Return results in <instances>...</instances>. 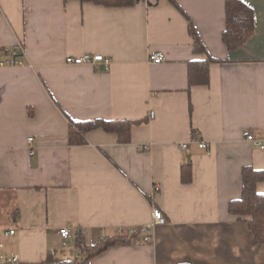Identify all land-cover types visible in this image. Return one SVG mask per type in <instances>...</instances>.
<instances>
[{
    "label": "crops",
    "instance_id": "obj_1",
    "mask_svg": "<svg viewBox=\"0 0 264 264\" xmlns=\"http://www.w3.org/2000/svg\"><path fill=\"white\" fill-rule=\"evenodd\" d=\"M240 1L253 10L254 33L229 51L225 0H175L205 55L194 51L186 18L167 0L125 8L0 0V60L23 46L21 65L0 68L6 254L22 264L80 259L104 238L130 235L158 208L165 224L151 242L140 235L90 264H264V245L228 213L241 195L242 168L264 170V0ZM85 53L108 58V71L65 63ZM151 53L163 61L151 63ZM207 57L219 60L209 65V83L189 86L188 62ZM146 118L126 144L100 129L83 145L69 143L70 122ZM194 140L209 146L199 149ZM182 165L191 167L189 184L181 182ZM256 190L264 194V182ZM61 228L75 234L62 240Z\"/></svg>",
    "mask_w": 264,
    "mask_h": 264
},
{
    "label": "trees",
    "instance_id": "obj_2",
    "mask_svg": "<svg viewBox=\"0 0 264 264\" xmlns=\"http://www.w3.org/2000/svg\"><path fill=\"white\" fill-rule=\"evenodd\" d=\"M65 2L69 0H64ZM82 3H91L106 8L131 7L135 0H79ZM173 5L188 22V32L193 40L194 51L197 54H206V50L201 43L199 36L190 19L179 8L175 0H167ZM225 29L222 33V41L229 51L240 48L254 33V13L253 10L240 0H225ZM219 60L207 57L204 61L188 62V83L189 86H206L209 83V65L217 63ZM148 119L143 121H105L93 120L87 122H70L69 143L72 146L85 144L87 133L100 129L106 133L117 135L121 144L130 141V131L135 125L146 124ZM181 182L189 184L192 181L190 165L181 166ZM264 182V170H255L250 166L241 170V195L237 200L230 201L228 213L236 217L239 221L247 223L249 230L254 236L258 245H264V194H259L256 190L258 183ZM140 236V233L133 235L120 234L107 237L90 249H83L84 256L80 259L62 261L58 264H90L96 256L101 255L107 249L115 246H126L131 241ZM83 240L80 235L77 237V246L82 249ZM50 261L47 258L46 264ZM22 264V263H21Z\"/></svg>",
    "mask_w": 264,
    "mask_h": 264
},
{
    "label": "built area",
    "instance_id": "obj_3",
    "mask_svg": "<svg viewBox=\"0 0 264 264\" xmlns=\"http://www.w3.org/2000/svg\"><path fill=\"white\" fill-rule=\"evenodd\" d=\"M1 12V7H0ZM23 51L22 43H17L13 46L7 57L0 60V68L4 67H16L21 65L20 54ZM149 61L153 64H160L163 61V57L159 53H151L149 55ZM65 63L68 65H77V66H91L93 68L102 67V69L107 72L110 66V60L102 55L85 53L78 57L68 56L65 59ZM243 138L247 141H253V134L250 131H245L243 133ZM193 143L197 145L199 149H207L208 144L204 141L194 140ZM27 145L29 147V155L33 154V138L27 139ZM181 149L187 148V144L183 143L180 145ZM264 150V147H262ZM158 189L156 188V191ZM165 218L163 213L158 208H152L150 214V221L140 227L131 228L128 233L130 235L140 233L143 237L145 243L151 242L153 238V232L157 226L164 225ZM5 235H13V230L4 231ZM59 236L62 240H67L71 237L72 231L69 228H61L58 231ZM0 264H21V260L18 255L15 254H6L4 251L3 244L0 243Z\"/></svg>",
    "mask_w": 264,
    "mask_h": 264
}]
</instances>
